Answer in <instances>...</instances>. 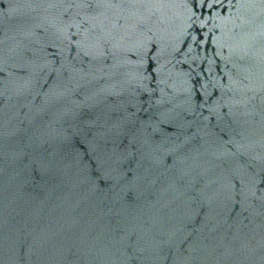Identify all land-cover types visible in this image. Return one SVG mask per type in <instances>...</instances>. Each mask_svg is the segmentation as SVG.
<instances>
[{"label":"water","instance_id":"water-1","mask_svg":"<svg viewBox=\"0 0 264 264\" xmlns=\"http://www.w3.org/2000/svg\"><path fill=\"white\" fill-rule=\"evenodd\" d=\"M0 264H264V0H0Z\"/></svg>","mask_w":264,"mask_h":264}]
</instances>
